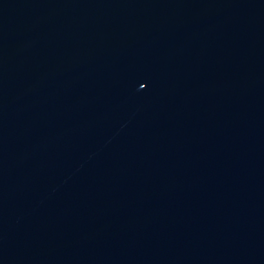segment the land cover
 Masks as SVG:
<instances>
[{
	"label": "water",
	"instance_id": "95a60500",
	"mask_svg": "<svg viewBox=\"0 0 264 264\" xmlns=\"http://www.w3.org/2000/svg\"><path fill=\"white\" fill-rule=\"evenodd\" d=\"M0 264H264V0H0Z\"/></svg>",
	"mask_w": 264,
	"mask_h": 264
}]
</instances>
